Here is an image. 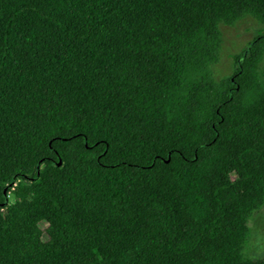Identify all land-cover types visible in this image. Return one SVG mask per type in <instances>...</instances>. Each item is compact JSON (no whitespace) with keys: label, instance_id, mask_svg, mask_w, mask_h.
<instances>
[{"label":"trees","instance_id":"1","mask_svg":"<svg viewBox=\"0 0 264 264\" xmlns=\"http://www.w3.org/2000/svg\"><path fill=\"white\" fill-rule=\"evenodd\" d=\"M245 17L264 0H0V264H264V36L211 71Z\"/></svg>","mask_w":264,"mask_h":264},{"label":"rangeland","instance_id":"2","mask_svg":"<svg viewBox=\"0 0 264 264\" xmlns=\"http://www.w3.org/2000/svg\"><path fill=\"white\" fill-rule=\"evenodd\" d=\"M218 30L221 35V45L217 63L211 68L215 81L230 78L235 71V60L246 49L254 38L264 36V26L260 25L250 17H245L233 26L220 24ZM264 70V55L258 65ZM9 203L14 200L10 196ZM250 230V241L246 254L250 258L264 256V205L257 210L247 224Z\"/></svg>","mask_w":264,"mask_h":264},{"label":"water","instance_id":"3","mask_svg":"<svg viewBox=\"0 0 264 264\" xmlns=\"http://www.w3.org/2000/svg\"><path fill=\"white\" fill-rule=\"evenodd\" d=\"M61 166V162L58 161V163L56 164V167L59 168Z\"/></svg>","mask_w":264,"mask_h":264},{"label":"snow or ice","instance_id":"4","mask_svg":"<svg viewBox=\"0 0 264 264\" xmlns=\"http://www.w3.org/2000/svg\"><path fill=\"white\" fill-rule=\"evenodd\" d=\"M242 106H244V105H242ZM4 195H5V197L7 196V192L6 191H5Z\"/></svg>","mask_w":264,"mask_h":264}]
</instances>
